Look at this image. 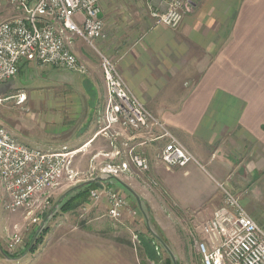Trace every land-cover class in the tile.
I'll return each mask as SVG.
<instances>
[{"label": "crops", "instance_id": "0c3cea01", "mask_svg": "<svg viewBox=\"0 0 264 264\" xmlns=\"http://www.w3.org/2000/svg\"><path fill=\"white\" fill-rule=\"evenodd\" d=\"M99 16L105 38L97 46L195 159L168 168L154 157L163 143L145 142L136 150L148 159V170L131 165L128 172L107 176L105 185L119 186L128 201L133 195L144 203L159 226L168 211L176 218L185 215L187 224L189 218L194 225L203 223L222 204V183L243 207L260 202L264 215V0H188L175 28L155 24L147 0H102ZM72 49L87 73L22 62L18 74L0 86L2 101L15 108L5 116L0 112V122L23 144L75 151V157L101 136L109 148L89 159L101 155L104 165L118 164L124 156L115 152L124 149L126 136L99 132L106 87L98 54L81 39ZM144 136L138 134L135 143ZM48 235L21 264H136L132 253L112 240L56 230Z\"/></svg>", "mask_w": 264, "mask_h": 264}, {"label": "built area", "instance_id": "2783aa9c", "mask_svg": "<svg viewBox=\"0 0 264 264\" xmlns=\"http://www.w3.org/2000/svg\"><path fill=\"white\" fill-rule=\"evenodd\" d=\"M8 1L17 13L0 21V83L15 77L24 61L86 74V65L72 49L73 41L81 39L98 54L106 87L99 132L115 138L130 131L131 136L126 139L130 141L140 133L145 135L143 142L130 147L123 141L125 148L115 153L123 155L124 160L102 166L99 169L102 175L117 176L129 171L131 165L141 171L148 170V159L136 150V145L145 142L163 141L154 157L168 168L182 167L195 160L166 124L131 93L114 60L99 50L97 43L105 38L104 21L99 16L102 0ZM187 4L188 0H147L155 24L171 28L181 23ZM116 128L120 132L112 131ZM75 154L65 149L49 151L30 147L0 124V178L6 195L5 209L11 213L24 210L62 180L76 178L79 172L72 167ZM112 189L100 186L91 189L90 195L98 199L105 191L110 200L109 215L116 218L127 202ZM221 189L222 204L200 224L201 238H193L201 264H264V229L246 212L231 189L223 185ZM21 242L20 232L15 231L8 247L14 249Z\"/></svg>", "mask_w": 264, "mask_h": 264}, {"label": "rangeland", "instance_id": "374dc122", "mask_svg": "<svg viewBox=\"0 0 264 264\" xmlns=\"http://www.w3.org/2000/svg\"><path fill=\"white\" fill-rule=\"evenodd\" d=\"M11 10L14 11L13 6L8 0H0V21L5 20V18L11 14ZM186 11L187 7L184 10V13ZM99 48L104 51L106 55L108 54L103 47ZM106 51H111V55L116 54L114 50L106 49ZM119 73L121 74L120 71ZM179 84L180 82L174 83L176 87ZM127 86L131 93L136 97L128 83ZM136 98L148 109L141 99L138 97ZM2 100L3 99L0 96V112H4L5 116L6 112L12 111L15 108L12 107L11 104ZM160 100L164 99H159V101ZM165 100L168 101L171 99ZM0 124L2 123L0 122ZM2 125L4 126V124ZM101 126L102 125L100 124V127ZM125 134L126 137L123 136L125 138L123 141L127 142L128 147L133 146L136 140H126L127 137L131 135L130 131H125ZM106 143L107 142L103 137H98L96 145H94L91 150L82 152L75 157L76 161L74 160L75 162H73L72 167L79 172L76 178L73 180H62L58 186L40 194L36 198L37 200L24 210L11 213L5 209L6 195L0 178V264H6L5 261L6 258H8L7 254L13 256V258L17 260H21V264L22 256L27 253L32 254L41 248L44 241L50 236L48 234L54 230H56V234L76 232L84 236H94L96 238L115 241L126 248L128 252L132 253L136 264H168V259L171 260V264H201V257L198 252H196L193 242L194 237L197 236L198 238H201L202 236L199 228L200 224L194 225L192 221H190V218L187 224L182 220V217L185 215L176 218L171 211H168L165 212L163 216L164 223L159 226L154 220L152 216L153 214L149 208L144 203L139 205L133 195L129 196L130 201H128L126 196L121 194L118 190V184V189H111L122 195L126 199L127 204L121 214L116 218L109 215L108 206L110 200L105 191L100 193L98 199H93L90 195V190L95 189L94 187L83 192V189L81 188L87 182L95 181L102 186L106 184L104 179L107 177L102 175L99 170L104 165L103 156L100 155L93 161L89 159L92 152L96 150L102 151L109 148ZM156 143V145L159 146L163 141H156ZM121 146L124 147L123 145ZM260 157L264 158L263 155H260ZM157 163L161 164L159 161ZM130 169L131 167L129 168V171ZM222 185L231 189L228 184L222 183ZM60 187L62 188L59 189ZM104 187L107 186L105 185ZM79 192L82 193L80 194L82 197L77 194ZM75 195L80 196L78 203H74L76 206L74 207L72 205L73 207H71V209L62 211L60 207L63 203ZM260 204L261 203L258 201H249L247 204L248 209L245 205L244 208L255 222L264 229V215L258 210ZM28 211L30 212L29 215L27 213ZM252 211L258 215L253 216L254 214ZM32 218H36L37 222H32ZM44 229H46V231L45 233H42L44 232ZM15 231L20 232L22 242L14 249H10L8 243L10 242L12 233ZM154 235H157L163 240L165 247L161 245ZM36 237H41V241L37 244L35 250L31 252L28 248L34 244ZM147 238H154V241L150 244L153 245L152 250L154 253H148L145 251L146 242L144 239ZM171 256H173L174 261Z\"/></svg>", "mask_w": 264, "mask_h": 264}, {"label": "trees", "instance_id": "16d2710c", "mask_svg": "<svg viewBox=\"0 0 264 264\" xmlns=\"http://www.w3.org/2000/svg\"><path fill=\"white\" fill-rule=\"evenodd\" d=\"M111 179V177H109V178H107V179H104V181H108V180H110ZM99 185L97 184V182H95V181H91V182H87V183H85L84 185H83V187L81 188V189H83V192H86L89 188H91V187H94V188H96V187H98ZM81 192V191H80ZM77 193V194H82V193ZM79 195H75L74 197H71L70 199H68L65 203H63V205L60 207L61 208V210L62 211H67V210H69V209H71V207H75L76 205H74V203H78V201H79V198H80V196ZM82 197V196H81ZM70 200V201H69ZM73 202V203H72ZM73 205V206H72ZM45 231H46V229H44V232H42V233H45ZM157 239H158V241L161 243V245H163V246H165V244H164V242H163V240L161 239V238H159L157 235H154ZM41 238V237H40ZM40 238H37L36 237V241L34 242V244L33 245H31L29 248H28V250L29 251H33V250H35V247L37 246V244L38 243H40V241H41V239ZM145 240V242H146V245H145V251L146 252H148V253H154L153 252V245H150V244H152L151 242L152 241H154V238H151V239H144ZM7 254V253H6ZM8 255V258H13V256H10L9 254H7ZM167 263L168 264H171V260L170 259H168L167 260Z\"/></svg>", "mask_w": 264, "mask_h": 264}, {"label": "water", "instance_id": "95a60500", "mask_svg": "<svg viewBox=\"0 0 264 264\" xmlns=\"http://www.w3.org/2000/svg\"><path fill=\"white\" fill-rule=\"evenodd\" d=\"M1 85H5L4 83H0V86ZM99 186H102L100 183H97ZM137 201H138V203H139V200L137 199ZM165 247V246H164ZM171 258H172V260L174 261V258H173V256H171Z\"/></svg>", "mask_w": 264, "mask_h": 264}]
</instances>
